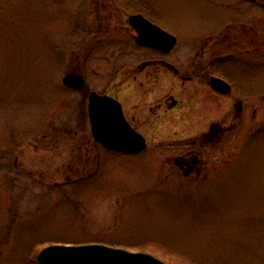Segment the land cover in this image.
I'll list each match as a JSON object with an SVG mask.
<instances>
[{"label":"rangeland","instance_id":"374dc122","mask_svg":"<svg viewBox=\"0 0 264 264\" xmlns=\"http://www.w3.org/2000/svg\"><path fill=\"white\" fill-rule=\"evenodd\" d=\"M257 2L0 0V264H34L53 241L102 242L167 264H264V0ZM133 10L178 37L171 60L207 63L233 91L223 102L210 98L207 118L183 111L210 95L183 92L187 107L166 113L164 131L146 134V152L119 155L79 131L85 91L62 78L85 70L89 86L103 88L109 64L142 60L132 37L112 30ZM103 18L109 26L99 33ZM104 38L111 46L94 49ZM210 122L224 132L208 141ZM85 140L95 163L81 158ZM195 157L193 174L175 164Z\"/></svg>","mask_w":264,"mask_h":264},{"label":"flooded vegetation","instance_id":"af4514ba","mask_svg":"<svg viewBox=\"0 0 264 264\" xmlns=\"http://www.w3.org/2000/svg\"><path fill=\"white\" fill-rule=\"evenodd\" d=\"M255 3H258L257 0H252ZM260 3V2H259ZM134 15H143L147 20L152 24L162 28V26L154 19L148 17L142 10H133L132 13L128 15L125 23H116L112 29L115 32L119 30H124L128 33L134 44L132 49L143 53V59L135 63L129 61L125 62H114L109 64V68L106 70V77L108 79L106 85L103 88H94L89 86V81L86 75L85 70H80V74L85 83L80 91L84 92V98L81 102V116L83 118V125L80 127V132H89L92 134V122L89 114V101L90 95L95 92L116 101L115 103L119 104L117 106L111 100H106L109 103L111 109L114 105L116 108L119 107L122 110L125 121L128 125L133 128L136 132L140 133L146 140L147 147L144 151L140 153H129L124 151L112 150L104 146L101 142L94 139L93 134L91 141L94 146L103 147L105 151L112 152L113 154L119 155H140L146 152L151 147V140L147 133L150 132H162L164 131V120L167 112H172L179 108L187 107L184 104V100L179 97L183 92L191 93V97H195L200 94L210 95L209 100L199 102L197 105L191 106V109H184L183 116L194 114L193 108L200 112L202 115L204 112L210 110L212 102L210 98L215 97L218 100L222 101L223 98H229L230 93L233 91V85L227 79L221 76L214 75L210 71V66L208 67L207 63L205 66H198L199 62H188L184 65L177 61L171 60L170 56L175 52L177 46L178 37H176V44L171 50H164L160 47L152 46H142L137 43L138 39V30L130 22V17ZM109 20L99 19V33L103 32L105 26H107ZM109 26V25H108ZM107 26V27H108ZM106 31V29H105ZM162 43V39H158ZM213 43H216L215 39L212 40ZM100 44L95 46L94 49H104L109 45V40L106 38L102 39ZM162 46V44L160 45ZM120 48V47H119ZM116 49V47H115ZM123 56L125 50L118 49ZM200 51L197 53L199 56ZM113 56L118 54L117 51H113ZM84 55V54H83ZM206 72L209 76H205ZM198 74H200L198 76ZM213 76L220 77L231 84L232 89L227 94H222L213 88L211 84V78ZM169 82L172 86L169 91L166 92L165 84ZM132 91L126 94V92ZM198 92V93H197ZM204 97V96H203ZM222 99V100H221ZM110 101V102H108ZM223 102V101H222ZM235 107L239 112L243 109L242 102L235 104ZM207 118V116L202 115ZM224 132V127L222 125L215 124L210 122L207 126V129L204 131V134L208 141L215 139L220 133ZM87 140L81 143V158L83 161L89 160L92 158L93 163L97 160V154L91 152L85 146ZM199 163V158L195 157L191 162L185 160H176V165H178L185 175H190L197 170V165ZM199 171V170H198Z\"/></svg>","mask_w":264,"mask_h":264},{"label":"water","instance_id":"95a60500","mask_svg":"<svg viewBox=\"0 0 264 264\" xmlns=\"http://www.w3.org/2000/svg\"><path fill=\"white\" fill-rule=\"evenodd\" d=\"M130 22L138 30L137 43L142 46L160 47L166 51L176 44V37L152 24L143 15L130 17ZM158 39H162L159 42ZM162 44V46H160ZM64 85L80 89L85 81L80 74L67 73ZM213 88L222 94L231 91L232 86L220 77L211 78ZM106 97L93 92L90 95L89 114L94 139L112 150L140 153L147 147L145 138L125 121L119 104L114 102L112 109ZM110 102V101H108ZM35 264H167L154 255L145 252H133L123 248L104 244L63 245L53 244L41 249Z\"/></svg>","mask_w":264,"mask_h":264},{"label":"trees","instance_id":"16d2710c","mask_svg":"<svg viewBox=\"0 0 264 264\" xmlns=\"http://www.w3.org/2000/svg\"><path fill=\"white\" fill-rule=\"evenodd\" d=\"M79 31V29H76L75 32H73L71 38L73 40H75V36H76V33ZM102 243V242H101ZM51 244H75V245H78V244H81V243H67V242H63V241H59V242H55L53 241ZM104 244V243H103Z\"/></svg>","mask_w":264,"mask_h":264}]
</instances>
